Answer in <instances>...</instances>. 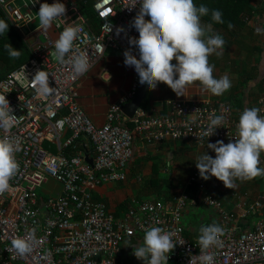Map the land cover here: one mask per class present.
I'll return each instance as SVG.
<instances>
[{
    "label": "built area",
    "instance_id": "obj_1",
    "mask_svg": "<svg viewBox=\"0 0 264 264\" xmlns=\"http://www.w3.org/2000/svg\"><path fill=\"white\" fill-rule=\"evenodd\" d=\"M18 1L0 0V11L29 51L27 60L0 79V94L6 96L10 114L15 116L7 138L20 142L23 149L16 153L19 171L10 181V189L0 196V264H126L118 257L120 245H129L136 237L143 243L145 232L152 227L172 233L176 245L168 264H200L201 227L187 229L182 223L183 216L200 203L211 213L205 226L215 223L225 232L221 243L208 249L214 256L213 264H264V218L247 228L234 223L235 219L257 212L262 203L257 200L251 210L239 199L235 203L239 212L234 215L215 195L219 183L204 181L197 173L193 172L186 184L196 185V193L191 194L185 187L170 200L163 196L134 198L120 217L106 203L93 198L96 186L126 180L136 137L145 143L171 139L197 146L217 140L227 144L238 137L239 119L234 108L214 98L170 99L168 114L146 115L137 110L128 119L132 126H127L122 122L121 106L131 100L138 88L135 70L126 93L109 104L103 124H94L78 103L77 85L82 76L73 70L75 56L86 57L92 66L107 49L121 54L131 49L139 58L138 48L129 45L127 39L139 35L132 27L139 3L130 11L129 0H95L94 23L75 0H59L66 6L65 18H58L43 31L39 30L37 15L40 3L51 4L55 0H38L34 5L32 0L22 4ZM261 14L264 15V0H254L246 20ZM68 26H81L82 31L77 33L65 62L59 63L54 57V44ZM116 26L124 28L119 36L115 34ZM39 70L49 74L50 86L55 89L52 95L40 94L31 82ZM256 103L261 110L259 115L264 116V92ZM215 115L224 116V123L214 130V135L206 137L210 117ZM59 122H63L62 128ZM4 136L0 130V138ZM86 154L92 159V166L84 159ZM49 179L61 184L60 193L38 195L37 189ZM232 196L240 198L236 191ZM33 227L36 232L30 241L32 251L21 257L11 242L27 238Z\"/></svg>",
    "mask_w": 264,
    "mask_h": 264
},
{
    "label": "clouds",
    "instance_id": "obj_2",
    "mask_svg": "<svg viewBox=\"0 0 264 264\" xmlns=\"http://www.w3.org/2000/svg\"><path fill=\"white\" fill-rule=\"evenodd\" d=\"M38 0H32V4ZM139 3V11L132 21L139 35L127 37L129 45L138 48L139 58L132 54L131 49L123 53L125 66L134 67L139 82L154 90L158 83L166 84L178 97L186 96L189 86L196 82L203 90L213 95H222L231 87L228 76L219 79L213 76L214 65L209 63V56H220L225 50V40L219 34L212 33L211 25H204L201 18L211 14V20L223 23L222 13L217 9L210 10L207 6L197 7L193 0H129L128 9L131 11ZM65 4L55 2L40 3L38 10L39 30L47 31L58 18L66 16ZM115 14V13H114ZM112 14V15H114ZM150 19H145V17ZM8 23L0 19V35L8 30ZM234 27L229 23V28ZM82 31L81 26H68L60 34L54 44V57L57 62L64 63L65 56L74 45L76 35ZM112 31L110 25L109 32ZM257 35H264V28L255 29ZM124 32L122 26H116L115 34ZM10 59H18L19 50L9 43L4 45ZM175 61V63H173ZM74 72L83 76L88 73L92 65L86 57L77 55L72 60ZM27 79V77H25ZM31 82L39 89L40 94L52 95L55 89L50 86L49 74L39 70ZM10 103L4 94H0V130L5 133L0 138V196L10 189V181L19 171L16 153L22 151L20 142H12L7 137L14 126ZM260 109L246 108L241 113L238 122V137L235 142L225 144L221 140L209 143L207 147L215 152V158L201 155L196 167L202 179L208 180L214 176L222 181L229 189L235 188L237 180L246 181L264 176L261 167V153L264 152V116L259 115ZM62 123L59 126L62 128ZM224 123V116L210 117V124L204 135H214V130ZM36 228L31 229L27 238L13 239L11 244L16 253L23 257L30 254V241L35 238ZM198 243L202 255L200 264H213L214 256L208 249L221 243L220 237L225 234L224 229L213 223L201 226ZM143 245L134 249L137 259L144 264H168L169 254L175 247L172 233L161 227H152L144 234Z\"/></svg>",
    "mask_w": 264,
    "mask_h": 264
},
{
    "label": "crops",
    "instance_id": "obj_3",
    "mask_svg": "<svg viewBox=\"0 0 264 264\" xmlns=\"http://www.w3.org/2000/svg\"><path fill=\"white\" fill-rule=\"evenodd\" d=\"M75 1L78 5L86 3V0ZM94 1L88 0L92 3ZM201 22L204 25L210 24L202 20ZM258 27L264 28L263 14L258 18L252 16L246 20L232 37L231 44L225 47L222 55L212 54L209 56V63L214 65L213 76L219 79L226 75L231 81L228 91L219 96L213 95L210 91L203 90L202 85L196 82L188 87L185 92L186 96L178 97L166 84L160 82L154 90H150L146 106L142 108L140 105L138 110L144 111L146 115H166L169 110L167 101L170 99L214 98L226 102L231 101L239 119L244 109L249 108L250 105L255 106L257 98L264 92V35L256 34L255 29ZM211 28L212 33L224 34L229 37L225 31ZM256 47H260L262 50L260 51ZM134 70V67L125 66L123 54L113 49H107L91 70L80 78L77 85V101L94 124H103L109 104L116 102L129 89ZM128 119L127 115H124L122 122L131 127L132 124ZM207 145L197 146L184 140L171 139L157 143H145L136 137L133 141V155L126 180L100 184L94 188L92 195L95 199L106 203L108 209L116 217L123 215L134 198L139 200L147 198V196L149 198L163 196L165 200H170L174 193L186 187L188 177L193 172L201 178L196 167V162L201 155L206 153L215 158V152ZM260 166L264 167V152L261 153ZM214 180L220 185V189L215 194L216 197L234 215L239 212L235 206L239 199L244 200L245 207L251 208V210L257 200L262 203V207L257 212L255 208L254 213L244 219H235L234 223L241 228H247L251 227L258 219L264 218V176L246 181L237 180L233 189L226 188L223 182L214 176H210L208 180L204 181ZM169 181H172L171 183L183 181V183L175 192L168 194L165 192L166 188L163 184ZM186 188L191 194L196 193V185ZM60 191L61 184L53 179L46 181L41 188L42 195H58ZM234 191L238 192L240 198L232 196ZM136 241L139 243L137 237L134 242ZM120 246L118 257L126 264L140 262L141 259L137 258L128 260L129 246L127 243Z\"/></svg>",
    "mask_w": 264,
    "mask_h": 264
},
{
    "label": "trees",
    "instance_id": "obj_4",
    "mask_svg": "<svg viewBox=\"0 0 264 264\" xmlns=\"http://www.w3.org/2000/svg\"><path fill=\"white\" fill-rule=\"evenodd\" d=\"M254 0H193L194 4L199 7L200 5L207 6L210 10L217 9L222 13L223 23H216L211 20V14L204 16L201 20L205 23H210L211 27L215 30H223L225 31L229 37H226L224 34H219L225 40V47H228L232 42V37L235 35L236 31L240 29L241 26L244 25L246 18L250 16V8L251 4ZM93 3L88 2L79 5V7L86 13V16L89 21L95 23V12L92 7ZM249 15V16H248ZM0 19L4 20L8 23V30L4 35H0V79L3 78L7 72L11 69L27 60L29 57V51L23 40L17 34L9 21L5 18L3 13L0 11ZM229 23H231L234 27L229 28ZM9 43L14 49L19 50L21 55L18 59H10L7 51L4 48V45ZM258 50H262L260 47H256ZM150 90L147 89L145 98L141 103V107L144 108L146 106L147 98L149 97ZM237 97L235 98V100ZM239 100V98H238ZM229 102V101H228ZM231 105V101L229 102ZM250 105L249 108L256 107ZM233 106V105H232ZM239 106V105H238ZM54 150V148H53ZM94 198V197H93ZM95 199V198H94ZM99 200V199H98ZM102 201V200H101ZM135 238L131 239V242H134Z\"/></svg>",
    "mask_w": 264,
    "mask_h": 264
},
{
    "label": "rangeland",
    "instance_id": "obj_5",
    "mask_svg": "<svg viewBox=\"0 0 264 264\" xmlns=\"http://www.w3.org/2000/svg\"><path fill=\"white\" fill-rule=\"evenodd\" d=\"M24 1L25 0H19L18 3L22 4ZM169 182L163 184L165 185L164 187L166 188L165 192L168 194H172L173 192H175L179 188L180 184L183 183V181L180 183L179 182L171 183L172 181L170 183ZM37 193L38 195H42L41 188L37 189ZM147 198H149V196H147ZM210 216H211L210 210L204 204L203 205L200 204L198 207L191 208L189 212L183 216L182 223L187 229H191L193 227L199 228L201 226H205L206 220L209 219ZM138 245H143V243H137L136 241V242H131L128 245L129 246L128 260L136 258L134 255V250H135L134 248L137 247Z\"/></svg>",
    "mask_w": 264,
    "mask_h": 264
},
{
    "label": "water",
    "instance_id": "obj_6",
    "mask_svg": "<svg viewBox=\"0 0 264 264\" xmlns=\"http://www.w3.org/2000/svg\"><path fill=\"white\" fill-rule=\"evenodd\" d=\"M146 90L147 86L138 82V88L134 96L131 98V100L121 106V110L125 116L127 115L128 118H131L133 114H135L145 97ZM84 159L92 166V159L88 156V154L85 155Z\"/></svg>",
    "mask_w": 264,
    "mask_h": 264
}]
</instances>
